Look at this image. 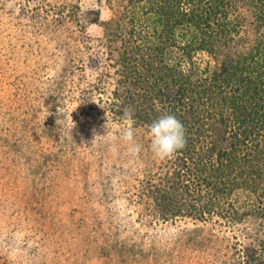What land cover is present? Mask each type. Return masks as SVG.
I'll use <instances>...</instances> for the list:
<instances>
[{
	"label": "trees",
	"instance_id": "1",
	"mask_svg": "<svg viewBox=\"0 0 264 264\" xmlns=\"http://www.w3.org/2000/svg\"><path fill=\"white\" fill-rule=\"evenodd\" d=\"M31 1L19 3L22 16L46 33L68 23L86 27L79 0ZM115 1L109 20L90 12L105 34L88 66L106 64L107 71L85 89L84 111L87 122L102 127L110 118L125 126L131 109L143 147L134 157L122 141L105 199L108 184L120 178L138 223L188 224L172 247H152L151 264H264V0ZM165 112L184 125L187 143L159 160L148 125ZM20 141L29 146L24 136ZM69 144L60 142L61 157ZM93 214L86 263L137 262L144 243L130 249L110 215Z\"/></svg>",
	"mask_w": 264,
	"mask_h": 264
},
{
	"label": "rangeland",
	"instance_id": "2",
	"mask_svg": "<svg viewBox=\"0 0 264 264\" xmlns=\"http://www.w3.org/2000/svg\"><path fill=\"white\" fill-rule=\"evenodd\" d=\"M21 1L0 0V264H87L96 210L101 218L110 215L130 249L133 242L144 243L133 264H151L152 247H172L174 234L188 224L138 223L137 206L129 203L120 178L107 186L111 202L105 199L124 126L111 118L102 127L87 122L82 99L107 71L106 64L88 66L105 34L102 23L90 22V12L100 10L101 20H109L116 1L79 0L86 27L68 23L50 33L22 16ZM22 136L29 146L20 145ZM62 140L70 144L61 157ZM113 142L116 154L109 151ZM100 144L103 154L97 155Z\"/></svg>",
	"mask_w": 264,
	"mask_h": 264
},
{
	"label": "clouds",
	"instance_id": "3",
	"mask_svg": "<svg viewBox=\"0 0 264 264\" xmlns=\"http://www.w3.org/2000/svg\"><path fill=\"white\" fill-rule=\"evenodd\" d=\"M125 126L120 130L119 138L125 142L127 151L131 156H138L142 151V145L135 140L133 125L135 120L131 109H126L123 114ZM186 129L181 121L172 114L165 112L148 125L150 150L153 157L159 160L171 158L178 150L186 146ZM109 151L118 153L116 143H111Z\"/></svg>",
	"mask_w": 264,
	"mask_h": 264
}]
</instances>
